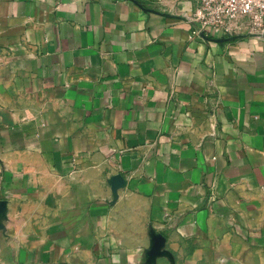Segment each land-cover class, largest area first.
<instances>
[{
	"label": "crops",
	"instance_id": "1",
	"mask_svg": "<svg viewBox=\"0 0 264 264\" xmlns=\"http://www.w3.org/2000/svg\"><path fill=\"white\" fill-rule=\"evenodd\" d=\"M197 1L0 0V264H264V38Z\"/></svg>",
	"mask_w": 264,
	"mask_h": 264
},
{
	"label": "built area",
	"instance_id": "2",
	"mask_svg": "<svg viewBox=\"0 0 264 264\" xmlns=\"http://www.w3.org/2000/svg\"><path fill=\"white\" fill-rule=\"evenodd\" d=\"M190 23L194 40L224 44L249 34L264 38V0H198Z\"/></svg>",
	"mask_w": 264,
	"mask_h": 264
},
{
	"label": "water",
	"instance_id": "3",
	"mask_svg": "<svg viewBox=\"0 0 264 264\" xmlns=\"http://www.w3.org/2000/svg\"><path fill=\"white\" fill-rule=\"evenodd\" d=\"M220 42H224V40H220Z\"/></svg>",
	"mask_w": 264,
	"mask_h": 264
}]
</instances>
